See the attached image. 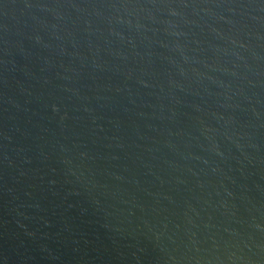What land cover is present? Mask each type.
Here are the masks:
<instances>
[{
	"label": "water",
	"instance_id": "water-1",
	"mask_svg": "<svg viewBox=\"0 0 264 264\" xmlns=\"http://www.w3.org/2000/svg\"><path fill=\"white\" fill-rule=\"evenodd\" d=\"M0 264H264V0H0Z\"/></svg>",
	"mask_w": 264,
	"mask_h": 264
}]
</instances>
